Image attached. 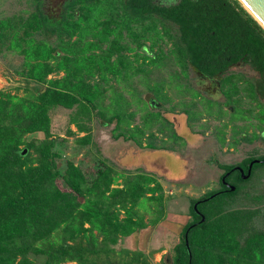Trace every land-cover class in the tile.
<instances>
[{"label":"trees","instance_id":"16d2710c","mask_svg":"<svg viewBox=\"0 0 264 264\" xmlns=\"http://www.w3.org/2000/svg\"><path fill=\"white\" fill-rule=\"evenodd\" d=\"M117 1L127 18L138 16L137 20L152 18L170 22L176 29L173 51L209 79L232 64L247 63L258 75L241 79V88L254 99L264 97V27L239 0H180L170 5L150 0ZM35 2L36 11L21 24L42 30L45 38L55 34L60 42L52 46L46 40L33 42L28 37V45L21 46L19 40H12L25 55L27 75L46 85L29 95L0 90V264H34L30 254L39 253L44 254L43 264H70L71 261L74 264H148L142 251L115 249L110 245L147 226L139 210L145 202L150 204L149 211L155 213L152 224L164 217L160 180L152 173L138 170L113 174L106 167L86 182L82 169L69 162L62 175L65 184L62 188L57 183L60 170L52 151L54 138L49 109L54 106L76 105L71 121L80 131L90 128L85 119H80V114H86L90 120L92 110L104 118L102 123L114 118L119 123L125 119L120 114L123 106L112 113L111 109L98 106L101 84L96 79L106 80L107 73L117 71V65L123 62L117 52L120 32L109 26L116 18H106L105 24L98 20L105 13V7L112 12L114 0H63V11L58 17L45 13L40 0ZM76 4L75 11L70 13ZM10 24L8 19L0 20L2 29ZM99 24L103 26L98 28ZM76 33L79 35L71 40ZM135 33L132 29L130 34ZM87 34H92L93 39H87ZM105 40L110 44L102 48L101 42ZM140 44L145 46L143 42ZM99 48L100 52H95ZM53 70L64 73L48 78ZM96 74L98 78H94ZM88 77L93 79L90 81ZM151 105L155 106V102ZM108 112L111 114L106 115ZM34 132L44 135L27 137ZM79 140L89 141L90 134L85 133ZM253 158L261 161L253 163L249 177L241 178L238 170L231 172L230 176L235 173L234 178L226 177L234 182L233 190L222 185L192 198L189 209L193 219L184 225L181 241L174 245L172 264H264V227L246 229L256 215L253 208L234 207L211 217L205 212V206L201 208L205 201L218 195H235L240 183L250 180L264 163L262 154L245 157L238 165L246 171ZM217 164L224 168L220 178L235 165ZM214 192L217 193L208 197ZM252 197L261 202L264 193ZM197 200L199 213L193 206ZM223 201L214 203L210 211L217 213L227 208L228 205L223 207ZM187 229L188 245L184 238Z\"/></svg>","mask_w":264,"mask_h":264},{"label":"rangeland","instance_id":"374dc122","mask_svg":"<svg viewBox=\"0 0 264 264\" xmlns=\"http://www.w3.org/2000/svg\"><path fill=\"white\" fill-rule=\"evenodd\" d=\"M60 2L63 1L40 0L39 5L50 17H58L62 12ZM113 4L112 12L105 7L98 20L105 24L106 18H116L109 26L120 32L117 52L123 62L117 65V71L107 73L106 80L98 78V74L94 78L101 84L99 109H111V112L123 106L120 114L125 119L119 123L115 118L102 123L104 118L92 110L90 120L86 114H80V119H85L90 127L88 131H80L71 121L76 105L50 108L52 151L60 170L57 183L62 188L65 186L62 175L69 162L82 169L86 182L106 167L113 174L136 170L154 174L162 185L164 217L152 224L155 213L149 211L150 204L145 202L139 210L147 226L110 247L140 250L148 264H172L174 245L181 241L184 225L193 219L189 209L192 198L220 188L219 177L224 168L217 163L236 165L245 157L264 154V97L254 99L241 88V79L258 75L247 63L232 64L209 79L173 51L176 29L170 22L152 18L137 20L138 16L127 18L121 13L118 1L114 0ZM36 6L35 0H0V20L8 19L11 23L7 28L0 26V90L29 95L46 85L27 75L25 55L12 43L15 38L21 46H27L28 37L33 42L46 40L52 46L60 42L55 34L45 38L42 30L21 24L36 11ZM76 8L77 4L69 12ZM102 26L99 24L98 28ZM132 29L135 35L130 34ZM78 35H73L71 40ZM86 38L93 39L92 34ZM106 41L101 42L102 48L109 46L110 42ZM95 52H100V48ZM63 73L53 70L47 77H60ZM88 79L91 81L93 77ZM110 112L106 115L113 111ZM87 132L90 140L80 141L79 137ZM43 135L34 132L27 137ZM237 170L231 168L226 172ZM234 176L232 173L229 177ZM239 186L232 197L218 195L205 201L201 208L205 206L210 217L234 207L253 208L256 215L246 229L263 228L264 200L257 202L252 196L264 193V163L250 180L242 181ZM221 199L227 208L217 213L210 211ZM30 257L34 264H43L44 254H30Z\"/></svg>","mask_w":264,"mask_h":264},{"label":"water","instance_id":"95a60500","mask_svg":"<svg viewBox=\"0 0 264 264\" xmlns=\"http://www.w3.org/2000/svg\"><path fill=\"white\" fill-rule=\"evenodd\" d=\"M241 4L244 6V8L264 27V0H239ZM26 151V148H23L22 152L24 153ZM261 161L260 158H253L249 163H248V168L247 172L245 173L244 169L240 167L238 164L235 165L232 168H237L239 169L240 175L242 178H247L249 177L251 173V167L254 162H259ZM230 172V171H229ZM225 172L222 176V182H225V176L229 173ZM227 186V189L233 190L235 188V184L230 183V182H225L224 183ZM217 192L212 193L208 197H211L215 195ZM199 200H197L193 206L196 209V211L199 213L200 211L197 209V203ZM204 219V215L201 213V220ZM188 229L184 232V238H185V243L188 245V237H187ZM189 255L191 256L190 252ZM167 259H169V254H167Z\"/></svg>","mask_w":264,"mask_h":264},{"label":"flooded vegetation","instance_id":"af4514ba","mask_svg":"<svg viewBox=\"0 0 264 264\" xmlns=\"http://www.w3.org/2000/svg\"><path fill=\"white\" fill-rule=\"evenodd\" d=\"M63 1V0H62ZM152 3L153 2H157L158 4H161V5H170V4H175V3H178L180 2V0H150ZM62 4V2H60ZM61 11H63V8H61ZM224 172V171H223ZM226 172V171H225ZM231 175V173L229 172V174H227L225 176V181L227 182H230L232 183L231 181L227 180L226 177H229ZM219 184L220 186H226L224 183L222 184V180L221 178L219 177Z\"/></svg>","mask_w":264,"mask_h":264}]
</instances>
